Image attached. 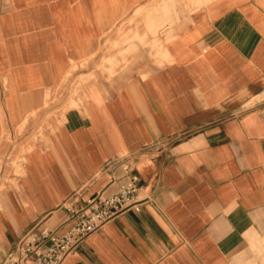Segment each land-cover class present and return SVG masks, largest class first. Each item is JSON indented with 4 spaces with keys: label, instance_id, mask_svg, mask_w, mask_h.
Here are the masks:
<instances>
[{
    "label": "crops",
    "instance_id": "1",
    "mask_svg": "<svg viewBox=\"0 0 264 264\" xmlns=\"http://www.w3.org/2000/svg\"><path fill=\"white\" fill-rule=\"evenodd\" d=\"M139 8L135 36L148 42L161 24L158 45L108 78L105 37ZM46 96L59 101L44 108ZM14 146L25 152L1 196L0 264L30 229L65 223L66 205L102 191L125 158L140 210L63 264H264V0H0L2 170Z\"/></svg>",
    "mask_w": 264,
    "mask_h": 264
},
{
    "label": "built area",
    "instance_id": "2",
    "mask_svg": "<svg viewBox=\"0 0 264 264\" xmlns=\"http://www.w3.org/2000/svg\"><path fill=\"white\" fill-rule=\"evenodd\" d=\"M111 164L120 168V175H111L94 197L79 204L69 202L65 223L53 229L36 226L26 232L2 264H63L91 233L125 211H139L144 199H138L139 176L132 161L125 158Z\"/></svg>",
    "mask_w": 264,
    "mask_h": 264
},
{
    "label": "rangeland",
    "instance_id": "3",
    "mask_svg": "<svg viewBox=\"0 0 264 264\" xmlns=\"http://www.w3.org/2000/svg\"><path fill=\"white\" fill-rule=\"evenodd\" d=\"M158 2L159 0H155V2ZM160 10L163 8V5L158 4ZM141 10V12H140ZM145 8H139L135 11L133 15V21L129 22L126 21L124 24L119 26L117 30L110 31V34L105 37V44H106V50L102 52V57L100 63L101 69L100 71L104 74H106V77L110 78L116 74L122 73V72H127L129 71L132 67L136 66L139 61H140V52L145 46H148L149 48H156L157 43H154L155 40L158 38L157 34L160 32L161 28L163 25L159 24L154 28L151 32L150 30V35H149V41L145 42V40H141L140 37L135 36V28L136 26H141L143 27L144 23V16H145ZM136 17H142L143 20H136ZM117 31V32H116ZM112 37L113 41L115 38H118V40L112 42L111 40L109 41V38ZM169 36H166L168 38ZM153 41V42H152ZM113 56H119L122 57L120 65L118 66L119 60L117 58H111ZM112 64V66L115 68L118 66L115 72H110V64L109 61ZM98 62L95 65V68H98ZM94 68V69H95ZM75 69V68H74ZM82 93V88L81 84H74L72 86V90L70 89V97L75 100H71V106L77 107L78 103H80V97ZM59 99L56 97L53 98V100H50L48 96H46V100L44 101V108H48L50 104L58 102ZM64 111V110H63ZM62 111V112H63ZM55 115L52 113L51 117ZM58 117V122L59 121V111L58 114H56ZM36 115L34 113L32 114L31 118L34 119ZM50 117V116H49ZM60 117L62 118V114H60ZM25 152V149L20 148L18 149L16 146H14L10 152L7 153V159L5 162V167L4 170L1 169L2 162L0 161V207L2 203V192L5 187L6 180L8 176L11 173L18 174L20 171V163L23 158V154ZM6 154V153H5Z\"/></svg>",
    "mask_w": 264,
    "mask_h": 264
}]
</instances>
